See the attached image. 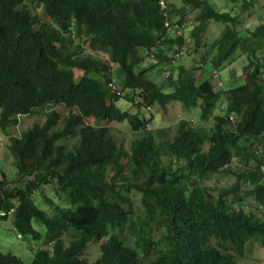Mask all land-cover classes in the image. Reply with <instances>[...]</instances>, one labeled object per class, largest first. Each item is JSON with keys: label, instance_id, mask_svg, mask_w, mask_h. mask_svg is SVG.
<instances>
[{"label": "trees", "instance_id": "trees-1", "mask_svg": "<svg viewBox=\"0 0 264 264\" xmlns=\"http://www.w3.org/2000/svg\"><path fill=\"white\" fill-rule=\"evenodd\" d=\"M26 1L0 0V141L16 168L13 183L1 172L0 211L13 209L21 237L40 241L44 236L34 219L44 226L45 240L29 264H238L245 246L264 243V14L254 0L226 11L210 0ZM29 3L42 6L44 15ZM248 8L258 24L244 28L241 14ZM210 23L224 26L212 42L204 37ZM186 40L194 53L205 49L200 63L210 61L209 69L193 64L179 65L175 75L165 71L169 51ZM237 52L244 57H234ZM236 59L240 82L215 88L211 78L219 73L212 70ZM113 64L123 77L121 91L109 86L116 82ZM157 67L163 76L169 72L161 85L150 78ZM125 89L130 92L123 95ZM122 98L146 110L155 102L199 105L202 120L215 124L209 129L180 119L172 140L158 142L148 128L151 117L122 110L116 104ZM223 100L226 114L216 115ZM58 105L67 113L55 110ZM43 110L42 123L12 133L20 116ZM229 114L236 118L233 125ZM113 121L140 131L131 153L118 144L108 126ZM158 133L167 136L164 129ZM164 156L174 158L175 167ZM234 157L248 167L232 169ZM228 173L237 177L233 186L216 191L199 185ZM241 184L262 215L248 209ZM45 186L66 206L54 205ZM132 189L142 194L144 220L133 218L126 193ZM38 191L54 206L53 216L37 206ZM151 223L160 229L155 240ZM91 241L101 242L94 263L83 258ZM0 264L27 263L0 251Z\"/></svg>", "mask_w": 264, "mask_h": 264}, {"label": "rangeland", "instance_id": "rangeland-1", "mask_svg": "<svg viewBox=\"0 0 264 264\" xmlns=\"http://www.w3.org/2000/svg\"><path fill=\"white\" fill-rule=\"evenodd\" d=\"M25 2L28 3L26 0ZM210 2L213 4L215 3L217 8H219L221 11L222 10L226 11V10L231 9V6H232L231 4H240V3L242 4V0L232 1V2L231 0H210ZM254 4H255V8H259L260 10H263V14H264V0H254ZM30 6H31L32 12H36L37 15H39L40 17L44 15L42 6H35V4L34 5L30 4ZM249 8L247 9V11L241 14V17L243 20L241 25L244 28H251L253 25L258 24V21L248 16V12L251 10ZM196 15H197L196 12H193L192 17L195 19ZM194 19H192L193 22L191 21L192 22L191 25H195ZM222 30H224L223 25H220L218 23H210L207 26V31L204 37L208 42H212L217 37H219V34ZM75 40L81 43L82 46L88 50V52L100 57L101 59L107 58V55L103 52H98L96 50L93 51L91 49H88V44L84 43L83 39L80 40L79 38H75ZM186 41L187 42L185 44L186 45L185 47L189 48L190 43L188 42V40ZM203 50L205 51L203 47L202 48L200 47L199 53H194L193 48L190 47L188 53H186L188 57L179 59L174 64L173 62L170 63L169 64L170 69L176 70L177 68L175 67L181 64H186L187 67L192 66L193 63H196L199 65ZM237 55H239L240 58L244 57V55L239 52L235 53L234 57H236ZM149 61H151L150 57L147 58V61H145L143 64L146 65V63H148ZM226 63L227 62H225L224 64ZM237 65H238V60L235 61L234 63L232 62L231 64H228V65L226 64L224 67H220L217 69L219 72V75H218L219 78L218 77L217 78L223 81L224 89H227L231 85H235L240 82V81L235 82V77H236L235 75L236 73H238V71L236 70ZM209 66L210 65L208 63L206 64L205 68L209 69ZM158 68L159 67L151 71L150 78L154 80L155 82L158 81L159 84L161 85L163 82L165 83L166 81L164 79L163 73L160 74V71ZM111 69L114 72L113 74L114 80L119 84V86L123 87V84H122L123 77L120 76V74L115 71L116 66L114 64L111 66ZM77 71L78 70H75L76 73ZM174 75H175V71H174ZM129 92H130L129 89H125L123 91V95ZM139 95H141V92L137 90L136 96H139ZM140 98H142V96ZM227 102L228 101H225V103ZM223 103H224V100L222 104ZM116 104L122 110H128L133 114L140 112L142 114H145L147 117H151L152 119L151 125H150L151 128L149 129L152 130L158 142H161L164 139H167L168 141L172 140L173 136L176 134V131H177L178 120L181 118H186L194 126L204 125L205 127L209 129L213 127L215 124L212 118H209L206 121L202 120L201 118L202 111H201L200 106H196L194 108H186L178 101H172L170 103H167L166 107H162L157 102H155L154 104L151 105L152 109L150 111H153V112H150V113H147L148 111L144 109V107H139L137 105H131V102L126 98L120 99ZM55 110H57L61 114L67 113V109H65V107L62 105L56 106ZM0 113H1V110H0ZM45 117L46 116H45L44 110L34 113V114L21 116L18 125L14 126L11 129L12 133L16 136H19L24 129L32 126L34 123H42L45 120ZM108 126L111 128L112 132L114 133V136L118 144L123 145L125 150L131 153L130 145L133 140L137 139V136H139L140 131L139 130L134 131L133 129L129 128L125 123H122L120 121H113ZM162 129L166 131L167 133L166 137H163L158 133V130H162ZM2 138H3V134L1 133V130H0V140ZM245 145L248 146L249 143L246 142ZM164 161L166 164L172 161V166L175 167L174 158H171L169 156H164ZM247 167L248 166L246 164L239 162L235 157L233 158L232 163H231L232 169L235 168L237 169V171H242L243 169ZM2 171L5 173L6 178L10 181V183H13L12 179L16 177L15 157L13 156L11 152H9V150L5 146V143L3 142L0 144V175ZM236 178H237L236 175H234L233 173H228L225 175L214 174V175L208 176L207 178L201 179L199 182V185L201 187L216 189L217 191L219 189H225L226 186H233L236 183ZM0 179H1V176H0ZM261 183L264 184V178L261 180ZM45 187H46L45 189L49 193L48 197H50L53 200L54 205L56 204L59 206H66V202L61 200L60 197L55 194V191L53 189L50 190V186H45ZM244 189H246V187L244 186V184H241L239 191L244 196L245 202L248 203L249 205L248 209H251L257 215H262V212L260 211L259 207L256 205V202L253 196L249 194L248 195L244 194L243 192ZM120 190L123 191L124 189H120ZM216 191H214L213 193H216ZM126 193L127 195L131 197V200H132L131 207L134 212L133 218L137 219L139 216L141 217L142 220H144L147 214L142 206V202H141L142 194L134 189ZM34 199H35L37 206L43 209L44 211H46L50 216H53L55 214L54 206L52 207L45 203L44 197L41 191H38L35 193ZM33 225L37 230H39L43 234L44 237L42 240L34 241L31 237H20V235L14 228L12 214L9 213L7 219H4L0 216V251L3 253L14 254L18 256L19 258H21L25 263L29 264L33 260L36 249L45 240V235H44L45 228L41 224V222L38 221L37 219H34ZM148 231H149V236L151 240L157 239L160 235V229L159 227L157 228V225L155 224L151 223V227L148 228ZM122 233L124 235L131 236L129 229L124 228ZM128 238L132 239L131 237H128ZM102 241L103 239L101 240V242ZM99 243L91 241L88 244L87 248L85 249L83 253V258L86 259L89 263L91 262L94 263L96 259L100 256L101 251L99 249ZM236 260L238 264H264V243L252 242L248 246H245L242 255L241 256L237 255Z\"/></svg>", "mask_w": 264, "mask_h": 264}, {"label": "clouds", "instance_id": "clouds-1", "mask_svg": "<svg viewBox=\"0 0 264 264\" xmlns=\"http://www.w3.org/2000/svg\"><path fill=\"white\" fill-rule=\"evenodd\" d=\"M160 4L162 5V7H164L165 6V3L164 2H162V1H160ZM161 11V10H160ZM162 12V11H161ZM187 42V41H186ZM186 42L184 43V44H182L181 46H179L177 49H173V50H170L169 51V55L172 57V61H171V63L173 62V64L176 62V61H178L179 59H182L183 57V54L184 53H188V51H189V48H190V45H189V48L187 47H185L186 45ZM188 42L190 43V41L188 40ZM185 55H187V54H185ZM188 57V56H187ZM201 60V59H200ZM201 61H203V60H201ZM200 61V62H201ZM210 64V61H207V62H205L204 64H202V63H199V65H201L202 64V66H203V68H205V66H206V64ZM170 64V63H169ZM193 64H196V63H193ZM181 65H184V66H186V64H181ZM196 65H198V64H196ZM174 66V65H173ZM201 66V67H202ZM178 66H176L175 68H177ZM187 67V66H186ZM170 68V66L168 65L167 67H166V70L165 71H168V69ZM177 70V69H176ZM176 70H174V71H176ZM212 71H214L213 73L214 74H218L219 72H218V70L217 69H214V70H212ZM169 76V72H168V74H166V75H164V79L166 80L167 79V77ZM211 82H212V84L214 85V87L216 88H218V87H221V86H223V81L221 80V79H217L216 78V76L214 77V78H211ZM111 83H113V84H115V85H118V86H115V85H112ZM111 83H109V86L113 89V90H115V91H121V86H119V84L117 83V82H111ZM172 102V101H171ZM179 102V101H178ZM181 103V102H180ZM225 103V102H224ZM224 103L223 104H221L220 106H218V109H216V115H220V116H224L225 114H226V109L225 108H227V103H225V105H224ZM182 104V103H181ZM183 105V104H182ZM184 106V105H183ZM197 106H199V105H197ZM184 107H186V106H184ZM192 108H194V107H192ZM152 109V106L150 105V106H148L147 107V111L148 110H151ZM151 112H153V111H151ZM24 116H26V115H24ZM21 117V116H20ZM181 119H186V118H181ZM228 119L230 120V122L232 123V125L233 124H235V121H236V118H235V116H234V114H229L228 115ZM180 120V119H179ZM178 120V121H179ZM148 128H151V126L150 127H148ZM2 142H0V144H1ZM0 212H4V215H8L9 213H11V214H13V209H11L10 211H8V212H5V211H0ZM4 215H0V216H4ZM20 235V234H19ZM20 237H21V235H20ZM50 245H51V243H49Z\"/></svg>", "mask_w": 264, "mask_h": 264}, {"label": "built area", "instance_id": "built-area-1", "mask_svg": "<svg viewBox=\"0 0 264 264\" xmlns=\"http://www.w3.org/2000/svg\"><path fill=\"white\" fill-rule=\"evenodd\" d=\"M0 215H4V212H0Z\"/></svg>", "mask_w": 264, "mask_h": 264}]
</instances>
